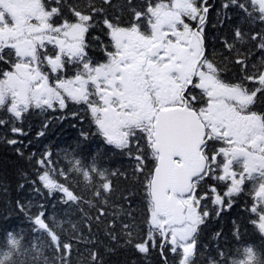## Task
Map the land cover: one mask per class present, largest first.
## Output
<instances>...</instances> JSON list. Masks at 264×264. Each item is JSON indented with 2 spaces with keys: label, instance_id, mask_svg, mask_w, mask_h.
<instances>
[{
  "label": "snow or ice",
  "instance_id": "6c2138e0",
  "mask_svg": "<svg viewBox=\"0 0 264 264\" xmlns=\"http://www.w3.org/2000/svg\"><path fill=\"white\" fill-rule=\"evenodd\" d=\"M56 2L49 10L42 0H0V65H4L0 109L10 114L9 119L0 118V128L11 124L13 136L26 135L17 126L26 113L57 110V105L64 110L71 101L90 112L95 135L107 145L130 157L135 152V171L144 176L147 234L142 237L129 210L130 222H121L119 235L139 253L147 254L149 245H159L162 256L170 251L178 264H193L201 226L212 215L207 200L221 206L215 210L219 216L248 183L252 185L248 195L253 197L250 211L258 216L253 224L264 233V110H253L257 100L264 99V0H225L222 5L250 25L248 33L237 27L234 41L224 42L229 53L236 50L234 64L231 55L221 62L207 55L208 0H147L142 9L129 0L131 19L126 26L119 18L110 19L106 9L95 7L91 0L87 12L72 7L75 19L58 23L54 18L62 15V8L61 0ZM103 2L110 4V0ZM101 14V30L109 44L101 41L106 60L98 63L88 56L86 34L100 26L95 17ZM237 43H247V52L236 48ZM48 45L56 49L54 55L41 51ZM257 53L260 59L250 69V57ZM236 66L240 78L233 82L224 74ZM245 81L258 86L250 87ZM48 127L46 122L37 137L44 136ZM81 135L87 139L89 134ZM6 142L22 144L15 138ZM16 151L24 155L20 148ZM35 156L32 153L28 160ZM56 163L50 151L35 159L36 178L48 196L60 193L61 203L79 205L81 197L67 183L69 173L82 175L89 186L95 174L100 178L95 196L108 203L112 192L108 172L99 169L95 160L86 167L73 156L67 172L57 169ZM21 175L19 189L30 184L33 192L42 191L27 173ZM208 180L217 183L201 194L199 189ZM221 183L226 188L223 196L217 190ZM33 206L31 201H15L14 211L27 218L35 236L25 242L22 235L8 232L0 247V264H55L45 248H54L59 264H70L71 244L62 243L47 223L45 205L40 204L35 214ZM106 235L118 242L115 222L106 228ZM90 255L92 264H103L97 252ZM220 255L225 258L211 259L209 264H229L227 256ZM230 264H264V255L247 246L237 251Z\"/></svg>",
  "mask_w": 264,
  "mask_h": 264
},
{
  "label": "trees",
  "instance_id": "16d2710c",
  "mask_svg": "<svg viewBox=\"0 0 264 264\" xmlns=\"http://www.w3.org/2000/svg\"><path fill=\"white\" fill-rule=\"evenodd\" d=\"M42 2L49 10L57 6L56 0H42ZM89 2L90 0H61L62 15L54 19L58 23L63 22L65 18L75 19L70 9L76 7L87 12ZM155 2L157 0H152V3ZM91 3L95 7L105 8L108 17L113 21L119 18L122 26H126L131 19L129 0H110V4H104L103 0H91ZM224 3L225 0H208L210 11L206 26L207 55L209 58H215L217 62H221L225 55H231L234 64L236 50L229 53L224 47V42L234 41L237 27H242L248 33L250 25L244 23L237 16L236 11L224 9L222 7ZM131 4L137 9H142L146 7L147 0H131ZM95 18L101 24L86 34V42L89 45L86 51L94 62L102 63L106 60V56L100 44L101 41L109 44V38L101 30L103 14ZM93 37H99V40H94ZM248 47L247 43L236 44V48L241 52H247ZM41 51H47L51 55L56 49L48 45L47 49ZM259 59V53L255 57H250L248 67L251 69V64L258 62ZM238 69L239 66H236L235 71H229L224 75L235 82L240 78ZM245 84L250 87L258 86L253 85L251 81H245ZM253 110H264V99H258ZM73 112L77 115L73 116ZM9 117L10 114L6 109H0V118L9 119ZM60 117L64 118L60 119ZM46 122L49 127L45 135L38 138L36 134ZM17 126H22L26 135L13 136L10 131L11 124L6 129L0 128V247L5 245L8 232L22 235L25 242L33 241L35 234L31 231L30 222L22 214L14 211L15 201L20 199L25 203L32 202L34 205L31 209L32 214L41 210L38 207L40 204L45 205L47 223L57 233L62 243L71 244L70 264H92L90 253L93 251L99 254L103 264H165V259L167 264H178V258H174L170 251L166 252V256H162L159 245L154 248L149 245V252L142 254L133 246L127 245L125 237L119 235L121 222H130L127 216L129 210L133 211L135 223L140 226L142 237L147 234V225L144 223L148 215L144 176L135 171V152L130 157L126 152L121 153L119 149L107 145L102 137L95 135L96 127L91 114L86 113L83 106L68 101L64 110H59L58 105L57 110L49 109L43 113L33 109L25 114L22 123L17 122ZM82 132L89 134L87 139L81 135ZM6 138H15L22 141V144L9 145ZM16 148H20L24 155L21 156ZM45 151L52 153L53 161L57 162V169H64L66 172L69 168L68 159L73 156L81 159L86 167L95 160L99 169L108 172L112 187V192L107 196L108 203H102L100 198L95 196L96 186L100 183V178L95 174H93L92 186H89L82 175L69 173L67 183L70 190L81 197L79 205L71 202L61 203L60 193H54V198L48 196L47 190L43 189L36 178L38 166L35 165V159H39ZM32 153H36V156L30 162L28 156ZM148 166L151 167L152 164ZM22 173H27L30 180H35L42 191L33 192L30 184H26L22 190L19 189ZM112 173L116 174L112 175ZM57 179L61 183L66 182L64 177ZM216 183L214 180H208L204 187L199 189L200 193L208 192L209 187ZM251 188V183H248L244 192L232 198V206L224 207L219 216L215 214V210L221 206L213 205L211 199L207 200V210L212 215L207 219L206 224L201 226L198 247L192 257L193 264H209L214 258L223 260L225 256L220 253L227 256L230 264L237 251H242L247 246L254 247L257 252L264 255V233L253 224V220L258 221V216L250 211L253 197L248 195V192ZM217 190L223 196L226 188L221 183ZM227 199L225 197V200ZM87 201H91L94 206L90 207ZM101 211L105 215H101ZM117 213L120 214L118 219ZM88 217L92 220L89 221ZM96 217H99V221ZM113 222H115V231L119 235L118 242L106 235V228L112 226ZM216 233L220 235L216 236ZM45 255L50 261L55 260V264H59L58 254L54 255V248H45Z\"/></svg>",
  "mask_w": 264,
  "mask_h": 264
}]
</instances>
